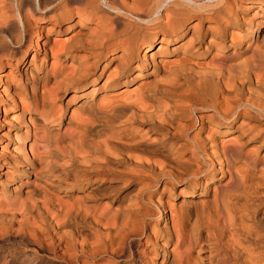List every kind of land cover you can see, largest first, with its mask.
Returning <instances> with one entry per match:
<instances>
[{"label": "bare ground", "instance_id": "bare-ground-1", "mask_svg": "<svg viewBox=\"0 0 264 264\" xmlns=\"http://www.w3.org/2000/svg\"><path fill=\"white\" fill-rule=\"evenodd\" d=\"M31 1L0 0V46L16 48L0 69L31 66L4 89L24 129L13 165L83 196L33 188L0 202V229L24 225L57 264H134L141 239L138 264H264V0Z\"/></svg>", "mask_w": 264, "mask_h": 264}, {"label": "rangeland", "instance_id": "rangeland-1", "mask_svg": "<svg viewBox=\"0 0 264 264\" xmlns=\"http://www.w3.org/2000/svg\"><path fill=\"white\" fill-rule=\"evenodd\" d=\"M29 1L32 3L31 0H29ZM53 1L54 2L56 1V3L58 2L57 0H53ZM48 2L50 3L51 0ZM70 8H75V5L70 4ZM42 16L43 15L41 14V12L35 9L34 11H32V13H30L29 18L31 20L29 19L28 21L30 22V24L32 26H33V24H37V23L39 24L41 22L40 18H42ZM32 26L30 27V25L28 24L27 27L32 28ZM42 30L39 31L41 34V37L39 36V38L37 39V44H38L37 47L35 49H34V47H32V49H31L32 52L26 58V60L28 61L30 59V56L33 53H35V55L33 57V61L36 64L38 63L37 60L39 58H41L40 44H42V45L44 44L43 34H45V31H42ZM11 35L14 36V35H16V33L13 32ZM69 35L70 34L67 33L66 35L57 36V37H55L56 38L55 40H57L58 42H61L64 37L69 36ZM49 36L52 37L53 35H48L47 37H49ZM0 37H3V36H0ZM1 39L2 38H0V40ZM31 40L33 42L34 36H32ZM22 42H24V44H26V45L31 44V41H28L27 36H25V38H23ZM42 45H41V48L43 47ZM0 49H2L3 53H7V50L16 49V48H15V46H11L9 48H7V47L2 48V46H0ZM48 64H49V61L47 62V66H48ZM3 65L4 66L0 69V174H2V172L3 173L6 172V175L0 176V202H7L9 198H11V199L14 198L12 201V207L16 208L18 206V204L16 205V202L19 203L20 202L19 200H21V201L24 200L26 192H29L33 188L40 189L41 187H43L45 184H48V183L50 185L48 187L46 186L47 188H49V189H46V191H48L53 197H56L57 199L62 200V202L71 203L73 201V198H75V199L81 198L83 196V194L77 192V193H74L73 196H70V199H69L67 197L68 192L64 191L62 188L61 189L57 188V185L55 186L53 184L55 182L52 183L51 179H46V180L45 179H39L34 175V173L24 175L23 173H19L20 172L19 169L21 166L13 165V163H14L13 157L17 156V157L22 159V153H20V151L18 149L19 148L18 146L20 144V139H19L18 135L21 132H23L24 129H23V127H20V128L17 127L18 126L17 125L18 120L21 117L20 110L19 109H13L12 110L10 108L9 101H7V99L4 98V96L6 95L4 89H5V86L7 84L13 85L16 82L18 85L20 84L18 89L20 91H23L24 90V84H25V75L28 71H30L31 66H29V64H26V66H24V64L20 60H18V59L16 60L15 57H9L8 59L6 58L4 60ZM109 70H111V68ZM7 73H9V74L6 75ZM11 76H12L13 80L10 78ZM14 78H15V80H14ZM19 81H20V83H18ZM103 81H104V78H101L100 81H98V86L102 85ZM136 85H137L136 83H133V84L128 86L129 88L128 87L127 88H128V90H130V89L134 88ZM48 87L51 88L50 83L47 85V88ZM9 91L11 93L10 88L8 89L7 92L9 93ZM71 96H72V90H69L68 92L64 93L59 99H57L55 101V106L51 110L52 112H56L58 110L61 111L62 116L59 119L60 121H62V130L61 131H63L65 129L66 123L69 120L72 109L74 108L75 105L78 104V102H80L79 99H76V100L71 99ZM48 112H50L49 109H48ZM18 130H20V133L17 132ZM16 132H17V134H16L17 137L15 138L14 134ZM10 150H11V152H10ZM10 153H11V155H10ZM18 181H20V182H18ZM14 187H15V193L12 194V193H10V190ZM115 187L113 188L114 192L112 194L105 193L106 198L112 200L111 196L119 197V196L125 195V193H122V190H116ZM177 188H179V187H177ZM106 198H104L100 202V204H105V202L107 201ZM182 198L183 197H180L178 199V197H176V199L171 201L174 208H178L180 206V204H181L180 202H182ZM116 205L117 204L115 202V203H113L112 206L115 207ZM155 213H156V215H155ZM153 215H154V218L152 221H153V223H156L159 220V214H158V211L156 212V208L153 209ZM17 226L18 225L16 224V222H13L11 224V228H10L11 230L0 229L1 230V232H0V263H3V262H5V264L6 263H8V264H55V263L57 264L58 263V262H56L58 260L56 258L58 254H56V257L46 255V253H44V251H43V248H44L43 244L36 239H29L28 238L30 241L26 240L28 235H27V232H25L26 230L24 229V225H21L22 227L21 226L17 227ZM13 227H14V229H13ZM12 230H13V232H12ZM21 231H23V232L21 233ZM4 232L6 233V235ZM24 233H26V236ZM17 234H19V235H17ZM11 235H12V237H11ZM35 241H37V242H35ZM38 243L40 244L39 247H37L39 245ZM144 243H145V239H141L140 245L134 246V253L132 256L133 260H134V262H133L134 264H138V258H137V254L135 252H137V250H138L140 253H143V250L146 249V245L143 246ZM51 257H52V259H51ZM129 260L130 259H124V261H121V264H127ZM157 261H158V264H160L162 259H158ZM88 263L89 264H101L102 262H100V260L97 259L94 261L90 260V261H88ZM77 264H81V263L78 262Z\"/></svg>", "mask_w": 264, "mask_h": 264}]
</instances>
